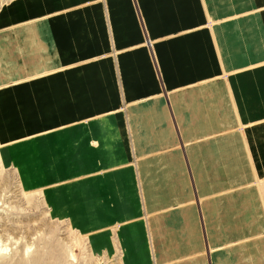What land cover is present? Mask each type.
Wrapping results in <instances>:
<instances>
[{"label": "crops", "instance_id": "0c3cea01", "mask_svg": "<svg viewBox=\"0 0 264 264\" xmlns=\"http://www.w3.org/2000/svg\"><path fill=\"white\" fill-rule=\"evenodd\" d=\"M0 158L94 247L120 225L121 264H174L190 186L218 211L264 177V0L8 3Z\"/></svg>", "mask_w": 264, "mask_h": 264}, {"label": "rangeland", "instance_id": "374dc122", "mask_svg": "<svg viewBox=\"0 0 264 264\" xmlns=\"http://www.w3.org/2000/svg\"><path fill=\"white\" fill-rule=\"evenodd\" d=\"M12 1L0 0V11ZM162 188L157 192H164ZM175 188L179 187H170L167 192L178 199ZM189 188L191 203H183L188 205L183 214L189 217L185 220H189L194 233H186L185 238L176 231L170 235L173 263L186 264L187 257L191 261L195 254L191 248L199 243L202 249L194 262L197 259L209 264V255L210 264H264V177L223 192V197H229L219 204L218 211L210 201L212 187L202 190L206 195L203 200L202 187H194L198 203L193 187ZM172 206L178 208V203ZM199 206L208 253L205 243L203 249ZM121 231L120 225H114L109 250L105 243L101 248V241L94 247L91 234L73 225L69 218L53 215L43 190L26 187L20 171L4 165L0 158V264H121ZM166 241L162 248L165 252L170 250L168 238ZM180 251L182 256H178Z\"/></svg>", "mask_w": 264, "mask_h": 264}]
</instances>
